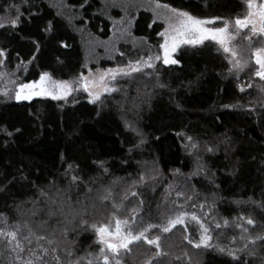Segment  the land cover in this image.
I'll list each match as a JSON object with an SVG mask.
<instances>
[{"label":"trees","instance_id":"16d2710c","mask_svg":"<svg viewBox=\"0 0 264 264\" xmlns=\"http://www.w3.org/2000/svg\"><path fill=\"white\" fill-rule=\"evenodd\" d=\"M157 1L197 18H216L218 25L229 20L234 27L235 18H243L247 11L244 0ZM10 4L21 13L15 27L10 20L16 11ZM120 14L119 8L108 7L103 0H0V24L4 25L0 49L8 53L0 58L5 60L0 66L5 74L0 76V187L7 185L5 193H0V214L7 217L8 225L13 224L20 218L14 205L35 195L33 184L49 190L53 182L71 200L72 209L81 215L86 210L89 224L111 223L113 203L123 205L120 219L131 220L136 209L137 226L163 224L183 205V210L199 213L210 226L211 244L244 257L240 264L245 260L260 264L259 258L246 257L239 249L256 247L264 256L261 242L253 245L249 239L264 235V227L246 225L249 217L264 225V207L249 201L264 203V81L254 75L258 66L252 56L263 46L264 36L251 35L250 26L240 30L234 46L247 64L239 73L213 41L182 45L174 53L179 63L165 65L158 35L163 23L152 12L139 9L130 12V32L139 44L119 42L113 56L88 58L85 37H107L112 18ZM149 55L154 68L112 81L118 90L102 94L96 103L89 102L82 88L76 89L87 69L125 65ZM44 72L71 81L73 93L58 100L15 99L16 83L37 80ZM157 73L167 87L156 86ZM187 137L198 143V149L186 148ZM225 137L230 140L227 145L222 143ZM207 147L217 150L210 153ZM197 156L207 172L193 175ZM100 162L103 167H98ZM69 165L80 178L71 187V175L65 176ZM21 173L26 177L23 181ZM109 191V199L102 201ZM134 191L137 195L132 197ZM177 191L183 195L177 196ZM205 212H210L207 218ZM224 220L230 222L228 227ZM215 223L221 228H215ZM234 223L248 227L249 233H242ZM186 226L187 231L177 225L170 233L151 229L150 236H162V250L168 253L159 258V264H236L226 253L193 248L184 236L198 241V226L190 221ZM70 239L76 241L73 259L92 252L93 264H103L95 259L100 246L94 242L93 231L73 232ZM154 252L155 246L140 241L122 264H145ZM0 264H15V254L2 242Z\"/></svg>","mask_w":264,"mask_h":264},{"label":"snow or ice","instance_id":"6c2138e0","mask_svg":"<svg viewBox=\"0 0 264 264\" xmlns=\"http://www.w3.org/2000/svg\"><path fill=\"white\" fill-rule=\"evenodd\" d=\"M156 8H165L170 13L164 19L166 21V27L164 31L158 33L163 37V43L159 45V48L163 53V63L165 65H176L179 63L177 59L172 58V53L176 52L177 48L181 45L197 46L203 44L205 41H213L223 50L224 53H230L232 60L229 63L237 73L244 70L247 62L240 59H236L238 52L235 47L231 46V42L236 39V36L240 34V30L246 29L250 26L251 35L264 36V0H260L257 4L256 0H244L246 5V15L243 18L237 17L234 20L235 32L230 31L232 22L229 20L223 21L221 27H207L206 25L213 24L216 18L201 19L193 16L188 11L179 10L174 7H170L167 4L161 5L157 0H153ZM9 8H15L16 16L10 20L12 27H15L20 23V9L14 4H10ZM131 21H129V24ZM4 26L0 24V27ZM151 26V25H150ZM130 35V33H128ZM142 39V38H141ZM245 40L249 37L245 36ZM6 50L0 49V58L7 57ZM123 55V54H122ZM252 56L255 60V64L258 66L254 75L264 81V47L257 48ZM155 59L159 60L160 56H156ZM5 63L4 59H0V66ZM153 57L149 55L147 58L141 57L135 61H129V64L124 68L108 69L104 73L100 74L94 79H85L83 76L77 82L79 86L83 87L84 91L88 92L91 97L90 103H96L101 99L100 90L104 92H114L118 89L108 86V78L115 81L117 76L132 77L133 73H142L144 68H154ZM231 71V70H230ZM4 73H0V76H4ZM157 76L156 86L159 88H165L167 85L160 82L159 74ZM93 89H96L93 92ZM74 90L73 84L69 81H54L49 76V73L44 72L40 75L38 80L29 83H16L15 86V99L31 100L34 96H50L54 100L67 98ZM243 92L244 89L240 88ZM4 94H8L5 90ZM227 107V106H226ZM7 131V130H3ZM11 135V133H8ZM190 145H186V148L198 149V143L193 140L192 137H187ZM225 145L230 143L229 138L225 137L222 141ZM217 149L215 147H207L206 151L214 153ZM200 157L197 156V168L193 175H199L202 172H207L205 164L200 162ZM98 167H103V162L98 164ZM107 169L104 168V172L107 173ZM73 166L69 165V168L65 170V176L71 175L69 186L78 185L80 178L74 174ZM15 179V177L13 178ZM20 179L23 181L26 177L21 173ZM145 176L141 175L140 181L143 183ZM11 183V181L9 182ZM7 185L0 187V193H5ZM35 189V195L26 197L24 201L15 203L20 218L17 219L11 225L7 224V217L4 214H0V222L5 224V227L0 228V242L4 243L10 252L15 254V264H81L86 260L87 264H93V253L88 252L85 257H77L73 259L75 240L70 239V235L77 231H93L95 234V243L100 246L99 252L95 254V259L98 262L102 259L103 264H122V259L126 254H131L132 246L143 241L147 245L155 246L154 256L149 258L145 264H159V258L165 257L168 253L162 250V236L155 235L150 236L149 230L153 228H159L161 233H170L177 225L185 226L187 231V221L191 219L199 228L200 238L194 242L187 235L184 239L196 249H213L221 254H227L232 257L236 264H240V261L244 257H239L231 249L217 244L210 243L212 239V232L210 226H206L203 219L195 212H188L183 210V205H179V211L174 215H168L166 222L163 224L148 223L144 226H137V210H132L131 220L120 219L118 213L123 210L122 204H112V217L114 220V227L111 223H96L89 224L87 219L84 218L86 210L83 215L72 209V202L70 199H65L63 191L55 187V182L52 183V188L45 190L43 187L33 184ZM109 195L101 197L102 201L109 199ZM137 192H132L131 196L135 197ZM183 193L177 191V196H182ZM128 197L125 196L124 199ZM188 201L192 200V197H187ZM251 203L257 205V207H264V203L253 201L249 198ZM144 201H140V211H143ZM30 205V207H25ZM106 206V205H105ZM195 208V203L192 204ZM201 210L205 207L204 204L200 205ZM159 208V206H158ZM71 209L72 211H68ZM210 212H205L204 217L207 218ZM79 217V226L76 224V220ZM164 219V214H162ZM238 220H244V217L237 218ZM224 227H228L230 222L224 220ZM246 225L264 227V225H257L255 220L251 217L246 219ZM235 228L241 229L242 233H249V228L241 223H234ZM215 228H221L220 223H215ZM244 238L243 236L241 237ZM250 242L255 245L256 241L261 242V247H264V235L257 234L255 237H249ZM240 252L245 253L246 257L259 258L260 264H264V256H261L256 247L249 248L245 245L244 248L239 249ZM245 264H250V261L245 260Z\"/></svg>","mask_w":264,"mask_h":264},{"label":"rangeland","instance_id":"374dc122","mask_svg":"<svg viewBox=\"0 0 264 264\" xmlns=\"http://www.w3.org/2000/svg\"><path fill=\"white\" fill-rule=\"evenodd\" d=\"M103 2L108 7L119 8L121 10V14L119 16H115V17L112 18L111 29H110L111 31H110V34L107 37H85L84 49H85V55L88 58H90L93 55L96 58H109V57L113 56V54L117 50V44L119 42H128V43H131L133 45H136L137 43L138 44L140 43L139 40H137L135 37H133L131 32H130V27H131V24H132V17H131L130 12L133 11V10L137 11V10L141 9V10H148V11L152 12L153 16L156 19L162 21V23H163V28H162L161 32L164 31L165 27L167 26L166 25V21H165L164 18L166 16H169L170 13L165 8H162V7L161 8H156L155 7V3L153 2V0H103ZM157 2L160 3L161 5H164V3H161L159 1H157ZM256 2L258 4L260 1L256 0ZM201 19H203V18H201ZM129 21H131L130 24H129ZM216 23H217V19L214 20L213 24H209V25H206V26L207 27H213V26L221 27V26H223V23L220 24V25H218ZM230 31H232V32L236 31L235 27L232 24H231V27H230ZM128 33H130V35ZM161 38H162L161 39V43H163V37L161 36ZM231 46L235 47L234 46V40L231 42ZM262 47H264V43H263ZM174 53L171 54L172 58H174ZM227 54L230 56V59L232 60L233 58L231 57V54L230 53H227ZM236 59H240L238 55H237ZM162 60H163V53H162ZM128 64L129 63H127L125 65L108 66V67H105V68L87 69V71L82 76L85 79H94V78H97L100 74L104 73L108 69L124 68ZM144 69H146V68H144ZM49 76L54 81H67V80H60V79L53 78L50 74H49ZM39 77H38V79H39ZM120 77H124V76H117V78H120ZM32 81H35V80H32ZM32 81H29V82H32ZM112 81L113 80L108 78V86L109 87H112L111 86V82ZM29 82H26V83H29ZM69 82L71 83V81H69ZM79 88L83 89V87L79 86V84H78L76 89H79ZM95 91H96V89H93V92H95ZM72 93H73V91L71 92V94ZM86 93L88 94V92H86ZM100 93L102 95V94L107 93V92H104L101 89ZM34 97H49V98H51L50 96H34ZM88 98L91 99L89 94H88ZM64 99H66V98H64ZM196 214L198 216H200L199 213H196ZM188 221H190V222L194 223L195 225H197L194 221H191V219H189ZM203 222H204V219H203ZM204 223H205L206 226H208L206 222H204ZM111 225L114 227V220H112ZM150 231H151V229L149 230V232ZM197 232H198V235L200 237L199 228H198Z\"/></svg>","mask_w":264,"mask_h":264}]
</instances>
